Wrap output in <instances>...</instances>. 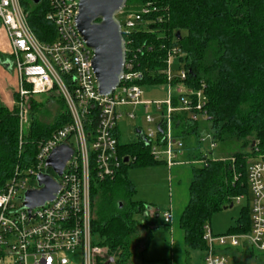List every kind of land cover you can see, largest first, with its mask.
Masks as SVG:
<instances>
[{"label": "built area", "instance_id": "obj_1", "mask_svg": "<svg viewBox=\"0 0 264 264\" xmlns=\"http://www.w3.org/2000/svg\"><path fill=\"white\" fill-rule=\"evenodd\" d=\"M45 18L56 31L52 42L43 43L32 31L26 12L19 0H0V26L8 36L12 68L17 85L10 101L18 118V149L22 150V134L28 124L29 102L44 94L59 95L64 100L70 122L59 128L47 140L37 144L33 158L27 164H16L11 176L0 185V264H117V251L92 242L91 236V171L100 180L115 177L125 157L118 155L117 121L134 122L144 117L155 128L144 131L133 126L136 141L149 150L153 160L168 170L175 165L204 166L215 158L217 140L206 113L207 97L201 81L196 86L188 82L187 69L180 49L161 45L164 50L159 70L142 67L140 58L153 46L145 42L136 46L132 34L149 30L145 18L157 12L156 5L138 9L123 7L116 15L124 40V62L119 83L108 95H100L92 69V51L79 36L74 18L77 0H46ZM156 15L151 23L161 21ZM152 32V31H151ZM160 78L159 82L155 78ZM165 92L160 100H143L145 88ZM151 109V113L148 111ZM155 115V116H154ZM198 126V134L182 133L181 125ZM93 125L87 133L85 125ZM65 143L73 149L61 176L46 168L51 150ZM253 155L247 161V184L250 191V227L244 233L213 234L204 226L203 264H234L229 249L251 247L264 252V148L253 143ZM128 158L129 162L131 159ZM93 162V167L91 163ZM126 162V163H127ZM40 173L55 176L60 188L54 199L28 211L23 197L37 187ZM244 196L233 198L237 202ZM162 222H172L171 207L160 214ZM73 256V257H71Z\"/></svg>", "mask_w": 264, "mask_h": 264}, {"label": "trees", "instance_id": "obj_2", "mask_svg": "<svg viewBox=\"0 0 264 264\" xmlns=\"http://www.w3.org/2000/svg\"><path fill=\"white\" fill-rule=\"evenodd\" d=\"M26 12L27 21L39 41L52 42L56 37L54 25L45 18L46 0L33 4L19 0ZM156 5L157 12L145 16L149 30L132 34L136 46L151 43L153 49L143 53L142 67L159 70L164 50L161 45L177 46L187 69V79L196 86L205 85L206 113L215 139L232 138L249 152H236L229 160H211L204 166H191L188 199L177 222L183 233L188 251H204V226L212 215L232 204L233 198L244 196L246 207L241 209L235 228L229 233H246L250 227V191L247 184V161L253 155L252 142L264 148V0H126L125 7L138 9ZM156 15L162 20L151 23ZM179 32L180 36H176ZM4 58L0 54V61ZM156 82L160 78H155ZM56 99L58 111L53 121L42 123L37 112L44 104L30 100L28 124L22 134V150L18 149V118L0 102V185L11 176L16 164H27L37 150V144L70 122L64 100ZM93 125H85L86 132ZM184 134H198V126L184 123ZM118 155L131 160L121 162L115 177L100 180L93 168L90 178L91 236L92 242L117 251V264H127L130 258L131 235L137 224L136 216L145 214L151 206L132 199L136 187L128 178L130 167H149L153 160L141 142L123 144L118 137ZM93 167V162L91 163ZM168 225V224H166ZM241 249V248H240ZM146 250V249H145ZM237 264L236 256H232ZM244 253V250H239ZM231 252V253H230ZM144 258L141 264H146Z\"/></svg>", "mask_w": 264, "mask_h": 264}, {"label": "rangeland", "instance_id": "obj_3", "mask_svg": "<svg viewBox=\"0 0 264 264\" xmlns=\"http://www.w3.org/2000/svg\"><path fill=\"white\" fill-rule=\"evenodd\" d=\"M7 39L3 27L0 26V54L4 57L8 56L10 52ZM16 85V73L13 68L8 71L0 66V95L8 97L9 94H6V91L16 89ZM13 96H15L14 92L12 98ZM165 97V92L155 87L152 89L145 88L141 98L143 100H160ZM33 99L38 104H44L37 112L39 120L42 123L52 122L58 111V104L54 96L39 94ZM10 103L7 105L2 104L13 110L14 106ZM30 110L29 102L28 113ZM148 111L151 113V109H148ZM155 118V122L151 124H148L144 117H139L134 122L125 118L119 119L117 121V131L120 142L123 144L136 142L133 126L138 125L144 131L148 127L155 128L156 121L159 119L157 116ZM249 151V142L245 147H242L237 140L224 138L217 142L214 157L227 158L232 157L236 152L245 154ZM49 172L54 174L52 170H49ZM127 175L136 187V193L132 198L134 202H142L147 205V208L151 206V209L146 210L145 214L136 216L137 224L132 231L131 253L127 264H141L142 258L146 260V264H203V252L187 250L183 241L182 230L177 222L188 199L187 189L191 180L190 167L175 165L168 170L161 162L149 167H130L127 170ZM246 203V199L240 202L234 200L231 207L227 205V207L214 213L208 222L211 232L213 234L229 233L228 231L232 227L235 228L236 219L240 215L241 209L246 207ZM169 206L172 210V222L165 225L162 222L161 215L158 217L154 215L156 213L160 214L164 208ZM238 249L244 250V253L239 250H231L232 256H236L237 264H264V252H259L250 246Z\"/></svg>", "mask_w": 264, "mask_h": 264}, {"label": "water", "instance_id": "obj_4", "mask_svg": "<svg viewBox=\"0 0 264 264\" xmlns=\"http://www.w3.org/2000/svg\"><path fill=\"white\" fill-rule=\"evenodd\" d=\"M38 4L40 0H31ZM78 9L74 25L79 36L93 53L91 66L95 84L100 95H108L119 83L124 62V40L116 15L125 6L126 0H77ZM179 37V32H176ZM1 62V61H0ZM253 143L251 146H253ZM73 149L62 143L56 146L45 161L46 168L56 177L61 176L66 161ZM128 158H124L126 163ZM55 176L40 173L36 177L37 187L28 189L23 197V206L30 211L54 199L60 188ZM230 207L232 204L229 205ZM159 214L156 213L155 217Z\"/></svg>", "mask_w": 264, "mask_h": 264}, {"label": "crops", "instance_id": "obj_5", "mask_svg": "<svg viewBox=\"0 0 264 264\" xmlns=\"http://www.w3.org/2000/svg\"><path fill=\"white\" fill-rule=\"evenodd\" d=\"M3 30L5 31V29L3 28ZM5 33H6V31H5ZM6 36H7V33H6ZM7 38H8V36H7ZM8 40V39H7ZM9 41V40H8ZM9 45H10V43H9ZM12 58H11V47H10V52H9V55L8 56H6V57H4L3 59H2V61L0 62V66L2 67V68H4L5 70H8V71H10L11 70V68H12V60H11ZM14 71V70H13ZM16 82H17V76H16ZM15 91V89H9V90H7L6 91V94L8 93L9 95H8V97L7 96H3V95H0V100H2V101H0V102H2V103H5L6 105L7 104H9V102L11 101L10 99L12 98V93ZM10 100V101H9ZM155 216V215H154Z\"/></svg>", "mask_w": 264, "mask_h": 264}]
</instances>
